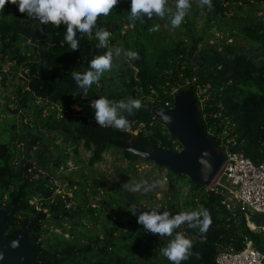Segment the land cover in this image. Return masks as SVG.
<instances>
[{
  "label": "trees",
  "instance_id": "1",
  "mask_svg": "<svg viewBox=\"0 0 264 264\" xmlns=\"http://www.w3.org/2000/svg\"><path fill=\"white\" fill-rule=\"evenodd\" d=\"M212 4V9L204 6L208 9L209 20L220 18L226 22L232 4L256 10L264 7V0H212ZM121 9L117 18L121 17ZM129 15L130 12L127 17ZM237 18L238 15L233 17L235 20ZM97 24L106 27L103 16L98 18ZM122 29L123 20L115 28L119 39L124 37ZM65 34L63 24L59 28L52 25L39 27L37 20L30 23L0 19L1 86L8 89V82L17 81L13 92L19 106L25 110L30 102L38 99L44 101L45 105L40 107L38 114L42 115L49 108L43 126L50 134L56 132L55 138L46 140L23 121L20 128L14 121L0 135V211H12L6 218L8 229L2 236L10 241L18 230L28 229L37 264H118L115 253L121 247L114 242L117 229L109 226L111 216L96 210L104 218L103 231L92 221L91 228H88L82 221L84 217L81 219L73 214L74 206L67 207V202L72 199L57 192L54 176L61 168L67 169L70 158L66 155V148L74 149L77 153L83 145L92 153L91 164L103 161V154L109 149L121 151L130 161L141 159L130 151L131 148L142 152H152L158 147L175 151L176 145L181 146L180 142L169 132L161 117L153 112L155 107L165 106L166 102L174 106V89L189 90L193 87L195 97L197 85L207 89L208 99L203 103L198 100L197 116L207 137L215 141L217 151L224 150L221 136L227 130L229 134L224 136V140H231V150L243 152L256 164L264 161V60L258 63L247 54L236 52L233 45L225 41L222 49L207 41L205 43V36L199 40L190 37L191 45L188 48H182L180 43L160 48L153 57H148L144 49L132 50L138 52L141 59L131 60L135 71L130 68L118 76L117 81L124 87V93L105 95L109 100L132 97L141 101L140 110L134 111L133 115L125 113L131 127L121 131L97 125L94 110L90 107L91 101L99 98L94 84L85 96L72 78L74 71L83 73L90 70V61L96 55H101L95 29L91 35L81 36L77 32L80 48L76 51L71 49ZM242 35L249 42L263 45L264 21L246 24ZM202 41L206 46L201 49L200 57L195 59L197 46ZM122 44L127 47L125 40ZM148 58H151V65ZM13 61L15 65L5 72L4 64ZM193 79L196 81L193 82ZM148 97L153 98L154 102L146 101ZM10 98L7 97L9 102ZM6 110L11 111L7 106ZM17 112L18 109L13 110L14 114ZM57 140L61 142L57 144ZM18 144H24L26 149L18 148ZM122 176L124 181L128 179L126 174ZM169 179L172 192L178 195L181 191L176 184L184 185L187 179L189 200L186 206L198 203L209 211L212 220L204 234L194 228L188 229V237L193 242L191 251L200 253V259L192 255L182 264H216L218 250H239L244 247L242 241L236 240L242 235L248 236L256 244L264 241V234L252 232L245 225H231L228 228L225 220L229 213L221 206L220 196L206 192L204 185L193 183L186 175L172 172ZM120 192L122 188L115 187L111 195ZM33 200H37L38 204ZM114 202L115 206L120 203L115 199L108 201V210L112 209ZM130 222V228L122 239L123 242L127 241L125 245L134 252L142 246H157L155 238L137 220ZM77 228L84 230L80 237L95 240L79 246L74 240ZM57 229L62 232H57ZM67 233L69 238L66 237ZM45 235H55L56 242L51 243Z\"/></svg>",
  "mask_w": 264,
  "mask_h": 264
},
{
  "label": "rangeland",
  "instance_id": "2",
  "mask_svg": "<svg viewBox=\"0 0 264 264\" xmlns=\"http://www.w3.org/2000/svg\"><path fill=\"white\" fill-rule=\"evenodd\" d=\"M190 3L192 6L188 10L181 26L172 29L167 15L164 18L153 16L149 19L145 17V23L131 20L130 15L127 17V13L131 11V0H119L118 5L115 6L112 12L108 16H103L106 22L105 29L112 34L109 38L108 46L110 48L120 46L125 50L144 49L148 57H153L156 54L155 51L160 48L171 47L178 43L181 44L182 48H188L191 45L189 40L190 37L199 40L200 37L205 36V43L207 41L210 45H217L222 49V43L225 41L233 45L236 52L245 53L254 58L258 63L264 60V44L258 45L249 42L242 35L243 27L246 24H251L258 20L264 21V7L255 10L254 8L241 4H232L227 15V21L224 22L220 20V18L210 21L208 9L204 6L201 7L198 0H190ZM167 7L174 10L175 0H168ZM120 8H122L121 17L117 18ZM235 15H238L236 20L233 19ZM0 19L18 20L30 23L36 21L29 19L26 13H20L18 6L10 2L4 9L0 10ZM121 20H123L122 34L124 37L119 39L116 36L115 28H117ZM155 24L160 25L159 30L155 32L149 31ZM123 40L126 41L127 47L122 44ZM205 43L202 41L198 44V48L194 54L195 59L200 57V51L206 46ZM106 52L107 49H102L101 55ZM112 63L113 67L111 71H107V73L101 77L99 84L94 83V90L99 97H105V95L109 93L117 95L124 93V87L119 84L117 78L122 71H126L130 68L135 71L131 60L125 57L123 53L120 57L114 56ZM148 63L150 65L152 64L151 58H148ZM14 65L15 61L6 62L4 64V71H10L11 67ZM10 73L13 74L14 72ZM1 84L2 77L0 76V135L3 134V129L9 127L14 121L19 128L21 126V121H23L30 126L32 131L41 133L46 140L56 137V134H50V131L43 126L49 108H47L42 115L38 114L40 107L45 105L44 101L38 99L30 102L27 110H25L19 106V100L13 92L18 82H8V89L1 86ZM179 90L180 89H174L173 91L177 93ZM203 92L204 91H199L197 94L198 100L204 101L208 99V93ZM8 96H11V102L8 101ZM35 105H37V108ZM6 106L9 107L11 111H7ZM76 108L79 109L80 107L76 106ZM14 109H18L16 114L13 113ZM8 135H10V133ZM60 142V140L56 141L57 144ZM18 148L24 151L26 146L24 144H18ZM182 150L183 147L179 151ZM66 155L70 158L67 163V169L61 168L54 176V180L58 186L57 192L72 199L71 202H67V207L74 206L73 214L81 219L84 217L82 221L88 228H91L92 221L96 222L98 224L97 228L100 226L103 231L105 224L104 218L97 211L111 216L109 226L117 229V234L115 235L116 240L114 242L118 247H121V249L115 253V256L119 259L118 264H171L166 257L160 254L159 250L166 246L173 237L159 236L155 238L157 246H142L136 252L132 251L130 246L125 245L124 243L127 241L123 242L122 239L124 233L130 228V220H137L140 212L158 209L162 213L167 209L172 215H175L179 212H190L200 209L201 207L198 203L195 206H186V202L189 200L187 197L189 195L188 180L186 179L184 181V185L183 183H175L176 188L181 191V194L178 195L172 192L170 188L169 175L170 172H172L170 168L161 166L152 159L140 156V160L130 161L121 151L109 149L103 154V161L91 164L90 159L92 153L86 150L83 145L79 147L77 153L74 152V149L66 148ZM76 159L78 160L77 162ZM122 174H126L128 179L124 181ZM188 179L190 178L188 177ZM145 180L149 183L160 180L162 184L154 191L147 194L143 191L133 193L123 189L125 183H130L131 181L142 182ZM115 187L122 188V192L118 194L113 193L111 195L112 189ZM114 199L117 203H120L115 206L114 202L112 209L110 208L108 210V201ZM33 203L38 204L37 200H33ZM132 204H135L137 207V215H133L128 211ZM90 208L93 210L88 211ZM262 224L264 225V217H262ZM189 228L191 227L185 223L176 231L183 232L185 236L189 238L187 232ZM194 229L199 230L198 228ZM57 232L60 233L62 230L57 229ZM81 234H84L83 229L77 228L74 231V240L79 246L95 240L80 237ZM66 237H70L69 233L66 234ZM45 238L51 243L56 242L55 235H45ZM115 248L118 249L116 246Z\"/></svg>",
  "mask_w": 264,
  "mask_h": 264
},
{
  "label": "clouds",
  "instance_id": "3",
  "mask_svg": "<svg viewBox=\"0 0 264 264\" xmlns=\"http://www.w3.org/2000/svg\"><path fill=\"white\" fill-rule=\"evenodd\" d=\"M9 2L17 5L19 12L26 13L29 19L39 21V27L52 25L59 28L63 24L66 27L65 39L73 51L80 48L77 32L81 36L91 35L95 29V36L99 41L97 48L107 49V52L96 55L90 61V70L83 73L72 72L73 80L85 96L94 83L99 84L106 71H111L114 56L120 57L123 53L129 60L141 59L140 54L131 49L125 50L120 46L110 48L108 41L112 35L111 32L97 24L98 18L108 16L118 5L119 0H0V10L4 9ZM198 2L201 7L213 8L212 0H198ZM167 3L168 0H131L130 19L145 23V17L149 19L153 16L164 18L167 15L172 29L179 28L192 6L190 0H175L174 10L167 7ZM159 28L160 25L155 24L149 31L155 32ZM41 31H43L42 28ZM90 107L94 110V119L97 125L124 131L131 127V122L125 113L133 115L134 111L141 109L142 104L140 100L132 97L115 101L101 96L92 100ZM161 184L162 181L160 180H155L152 183L146 180L142 182L131 181L125 183L123 189L133 193L143 191L147 194ZM128 211L137 215L138 210L136 205L132 204ZM137 223L151 234H159L160 237H173L159 251L171 264H182V261L188 260L192 255L200 259V253H193L191 251L193 248L192 240L187 238L183 232L176 230L180 229L182 224L187 223L189 227L198 228L200 233L204 234L208 231L212 220L209 211L205 208L179 212L175 215H172L167 209L162 213L158 209H152L140 212Z\"/></svg>",
  "mask_w": 264,
  "mask_h": 264
},
{
  "label": "water",
  "instance_id": "4",
  "mask_svg": "<svg viewBox=\"0 0 264 264\" xmlns=\"http://www.w3.org/2000/svg\"><path fill=\"white\" fill-rule=\"evenodd\" d=\"M198 110L194 88L180 89L175 94L173 108L158 106L153 112L161 117L170 133L181 142L183 150L174 152L158 147L152 152H142L135 148L130 151L143 158L152 159L176 174L186 175L193 183L209 184L219 172L224 162V154L214 148L215 141L205 134L204 127L198 120ZM11 212L8 209L0 211V264H37V256L28 238V229L18 230L10 241L3 238L2 234L8 229L6 218ZM259 215L264 217V213ZM253 221L260 225L261 219L255 215ZM148 233L154 238L159 237V234ZM256 248L264 254L262 244H257Z\"/></svg>",
  "mask_w": 264,
  "mask_h": 264
},
{
  "label": "built area",
  "instance_id": "5",
  "mask_svg": "<svg viewBox=\"0 0 264 264\" xmlns=\"http://www.w3.org/2000/svg\"><path fill=\"white\" fill-rule=\"evenodd\" d=\"M195 81L196 79H193V82ZM199 91L205 93L207 89L197 85L196 93L198 94ZM175 93L173 91L172 94ZM146 101L154 102L151 97ZM204 101L200 100L201 103ZM164 107L170 108V102H166ZM209 131L212 133L211 129ZM226 134H229L227 130L224 136ZM224 136H221L224 162L213 180L204 185V190L220 196L221 206L229 213V217L225 220L228 228L231 225L236 227L245 225L252 232L264 234L262 217L259 215L264 213V161L256 164L243 152L231 150L229 147L231 140L225 141ZM175 148L174 152H180L179 150L182 149L180 145H176ZM255 215L260 217V225L253 221ZM236 240L242 241L244 247L239 250L234 248L218 250L215 257L216 264H264V254L256 248L257 244L251 238L242 235ZM259 244L264 246V241Z\"/></svg>",
  "mask_w": 264,
  "mask_h": 264
}]
</instances>
